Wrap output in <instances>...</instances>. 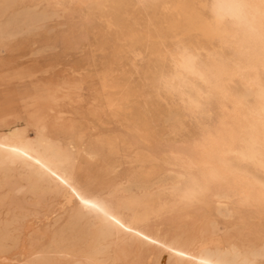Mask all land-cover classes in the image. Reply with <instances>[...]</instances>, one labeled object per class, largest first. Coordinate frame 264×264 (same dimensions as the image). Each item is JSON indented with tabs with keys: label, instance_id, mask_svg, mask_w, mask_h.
<instances>
[{
	"label": "bare ground",
	"instance_id": "bare-ground-1",
	"mask_svg": "<svg viewBox=\"0 0 264 264\" xmlns=\"http://www.w3.org/2000/svg\"><path fill=\"white\" fill-rule=\"evenodd\" d=\"M15 1L0 0V15ZM42 1L28 4L31 22L40 19L37 9ZM134 1L182 18L186 11L185 0ZM191 1L194 7L172 35L177 48H167L159 37L156 46L136 53L146 63L140 87L169 103L168 117L175 124L169 133L190 135L164 149L163 129L150 125L146 109L142 115L131 113V95L111 94L107 104L119 129L99 133L80 150L89 159L105 163L102 176L118 167L106 162L108 156L117 155L121 165L130 169L128 179L110 180L103 194L80 196V204L64 218L47 223L43 230L35 229L40 232L39 241L24 249L22 262L9 264H139L146 245L167 249L168 264H264V244L252 239L222 241V233L221 240H216L219 223L195 226L189 212L194 202L209 197H217L227 209L231 196L238 202L259 201L264 210L260 0ZM188 34L195 39L185 44ZM204 107L216 111L210 123L201 117ZM71 127L65 139L57 142L44 132L45 122L36 124L34 138L27 136L25 128L9 127L0 134V170L16 166L14 170L26 175L32 189L69 200L64 188L69 186L79 152L76 126ZM85 199L97 207L86 208ZM174 210L183 215L171 229L154 222ZM19 232L16 218L0 210V250L17 244ZM157 260L151 254L145 264H159Z\"/></svg>",
	"mask_w": 264,
	"mask_h": 264
},
{
	"label": "rangeland",
	"instance_id": "rangeland-1",
	"mask_svg": "<svg viewBox=\"0 0 264 264\" xmlns=\"http://www.w3.org/2000/svg\"><path fill=\"white\" fill-rule=\"evenodd\" d=\"M31 1L35 0H16L0 15V134L9 127L19 126L34 138L36 124L45 122L44 132L57 142L65 139V132L71 131L74 124L78 162L68 180L69 186L64 188L69 200L62 201L63 198L48 191L32 189L26 175L14 170L16 166L0 170V210L7 212L9 218H16L20 229L17 244L7 251L0 250V264L22 262L24 249L39 241L40 232L35 229L43 230L47 223L64 218L80 204V196L103 194L110 180L128 179L130 169L121 165L117 155L108 156L106 162L118 167H112L102 176L100 170L105 163L89 159L80 150L99 133L119 129L107 104L111 94L121 91L131 95L128 104L131 113L142 115L146 109L150 125L163 129L160 141L164 149L190 135L184 132L173 137L169 133L175 126L168 117L169 103L161 102L147 88L140 87L146 63L136 53L156 46L159 37L167 48H177L179 44L173 39V32L180 29L195 1L185 0L182 18L134 0H59L58 3L45 0L37 9L41 14L37 22L30 21L33 12L27 6ZM175 1L178 0H166ZM194 39V34H188L183 40L188 44ZM215 114V109L204 107L201 117L210 123ZM60 115L63 119H59ZM188 126L190 132L194 130L193 125ZM226 204L227 209L219 204L217 197L196 201L189 208L190 222L195 226L218 222L216 240L252 239L263 245L261 202H238L231 196ZM182 215L174 210L154 222H160L168 230ZM141 254L139 264H145L151 254L158 257L159 264H168L170 257L167 249L150 245L143 247Z\"/></svg>",
	"mask_w": 264,
	"mask_h": 264
},
{
	"label": "snow or ice",
	"instance_id": "snow-or-ice-1",
	"mask_svg": "<svg viewBox=\"0 0 264 264\" xmlns=\"http://www.w3.org/2000/svg\"><path fill=\"white\" fill-rule=\"evenodd\" d=\"M241 7H246L248 5H240ZM260 18H261V36H260V42H261V66L264 67V0H260ZM261 98L264 100V85L261 86ZM260 151H261V161H260V168L262 172H264V141L261 142L260 145ZM39 163V161H37ZM55 175V173H53ZM262 180H264V176L261 177ZM261 190L264 191V183H261L260 185ZM83 205L86 208H92L95 209L97 205L90 203L89 200L85 199L82 201ZM115 223H119V221H115Z\"/></svg>",
	"mask_w": 264,
	"mask_h": 264
}]
</instances>
